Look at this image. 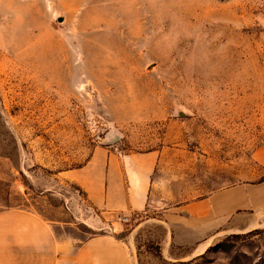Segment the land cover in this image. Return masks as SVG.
<instances>
[{"label":"rangeland","instance_id":"374dc122","mask_svg":"<svg viewBox=\"0 0 264 264\" xmlns=\"http://www.w3.org/2000/svg\"><path fill=\"white\" fill-rule=\"evenodd\" d=\"M264 0H0V211L133 264H264V225L176 245L187 203L264 179ZM153 157L149 205L96 208L69 171Z\"/></svg>","mask_w":264,"mask_h":264},{"label":"crops","instance_id":"0c3cea01","mask_svg":"<svg viewBox=\"0 0 264 264\" xmlns=\"http://www.w3.org/2000/svg\"><path fill=\"white\" fill-rule=\"evenodd\" d=\"M264 165V145L255 152ZM125 159L96 149L88 162L69 176L98 209L141 212L149 205L153 157ZM176 245L202 246L225 228L245 231L264 225V179L244 182L185 204L169 217ZM0 264H133L129 248L106 234L82 242L59 241L38 215L20 208L0 211Z\"/></svg>","mask_w":264,"mask_h":264},{"label":"bare ground","instance_id":"6f19581e","mask_svg":"<svg viewBox=\"0 0 264 264\" xmlns=\"http://www.w3.org/2000/svg\"><path fill=\"white\" fill-rule=\"evenodd\" d=\"M206 246H207V243H206V244H203L202 246H200V247L198 248L197 251H202V250H204V249L206 248Z\"/></svg>","mask_w":264,"mask_h":264}]
</instances>
